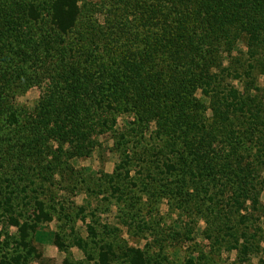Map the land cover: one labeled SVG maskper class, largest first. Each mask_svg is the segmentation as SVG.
Listing matches in <instances>:
<instances>
[{
    "label": "rangeland",
    "instance_id": "1",
    "mask_svg": "<svg viewBox=\"0 0 264 264\" xmlns=\"http://www.w3.org/2000/svg\"><path fill=\"white\" fill-rule=\"evenodd\" d=\"M77 3L62 33L53 0H0V74L19 73L0 103L21 116L0 118V264H61L35 257L54 234L89 259L110 243L118 259L152 245L165 264H264V8ZM31 137L45 144L21 150ZM13 220L36 229L26 246Z\"/></svg>",
    "mask_w": 264,
    "mask_h": 264
},
{
    "label": "trees",
    "instance_id": "2",
    "mask_svg": "<svg viewBox=\"0 0 264 264\" xmlns=\"http://www.w3.org/2000/svg\"><path fill=\"white\" fill-rule=\"evenodd\" d=\"M250 1L251 0H236V2L238 3V6H240L242 9L248 6L251 7ZM252 8L255 12L247 15V18H252L253 20V15L258 14L260 10L264 8V0H254ZM78 15H79V6L77 3V0H53V4H52L53 20L52 21L60 32L67 33L70 29H72L77 23ZM233 18L235 22V16H233ZM2 22H3V26H8L11 24V21H9L5 17L2 18ZM6 63L7 64L5 65L8 67L10 66V68H8L7 71H4L3 73L0 74L1 76L0 86L4 90L12 89L16 85L18 81L17 77L19 76V73H18V70L15 64L8 62V61ZM0 97H1V94H0ZM0 112H2V114H0V118H6L5 121L8 123V125L16 126L19 123V118H21L20 113H18L14 109V106H12L11 104L4 105V101H2V103H0ZM28 118H33V116L29 115ZM40 127L37 128L38 133H42ZM40 141L41 143L38 142L37 140H34L31 137V139H27L26 141L25 140L20 141L19 147L21 150L32 149L33 151H38L40 149V146H36V145L43 146L45 144L42 139ZM14 145L15 144H11L9 145V147L14 149L15 148ZM262 187L264 188V178L262 180ZM38 204H39V209H40L42 216H39L37 221L40 222L42 219L41 217H44L43 219L45 220V222L51 221L52 218L50 214L45 212L43 204L41 202H38ZM12 225H15L16 227H18L19 232L21 234V241L23 245L26 246L28 244L27 240L30 235L29 232L30 230L35 229L34 226L28 225L27 222L26 223L24 222L23 224H21L18 220H13ZM88 229H89L88 230L89 234L91 233V235H93L94 237L97 236L96 227H94V230H93V228L89 226ZM35 233H37V231ZM52 235H53L52 233L48 234V236H52ZM53 237H54V241L53 240L52 241L55 243V245L58 248L63 249V250L68 248V245L65 244V242L63 243V241L59 239L58 234H54ZM76 245L80 248H83V251H85L86 249L85 245H81L79 243H77ZM33 250L35 249L30 250L31 251L30 255H32ZM149 250H150L149 246L145 247L144 249H140L135 246H127V247H124L123 257H121L122 259H118L119 257L117 256L116 250H114V247L112 244L110 243L101 244L99 256L97 259L98 261L96 262V264H165L164 260H161L159 258L154 259L152 255L149 254ZM35 257L37 259L36 260L37 262H40L41 260H44V258H46L43 255V251H38V255ZM29 258L25 256L23 257L19 256L15 259V262L16 264H33L32 259L34 257L31 259ZM47 260L49 261V259ZM65 263L74 264L68 260H65Z\"/></svg>",
    "mask_w": 264,
    "mask_h": 264
},
{
    "label": "crops",
    "instance_id": "3",
    "mask_svg": "<svg viewBox=\"0 0 264 264\" xmlns=\"http://www.w3.org/2000/svg\"><path fill=\"white\" fill-rule=\"evenodd\" d=\"M50 237V236H48ZM114 250H119L118 246L113 245ZM122 247V246H121ZM124 247H127L125 245ZM140 249H144L145 246H135ZM152 248V245L150 246ZM175 248V247H174ZM77 249V251H75ZM154 249V248H152ZM70 251H65L63 249L58 248L53 241H49L43 245V255L46 258H50L54 260L55 262H59L61 258V264H66L65 260H68L74 264H96L98 261L97 257L89 259L86 255L85 252L83 251V248H80L76 245H72L69 248ZM78 257V258H77ZM57 260V261H56ZM185 260L181 264H185Z\"/></svg>",
    "mask_w": 264,
    "mask_h": 264
}]
</instances>
